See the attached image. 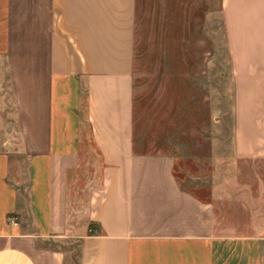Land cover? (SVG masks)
<instances>
[{
    "label": "crops",
    "instance_id": "obj_1",
    "mask_svg": "<svg viewBox=\"0 0 264 264\" xmlns=\"http://www.w3.org/2000/svg\"><path fill=\"white\" fill-rule=\"evenodd\" d=\"M221 15L233 159L264 163V0ZM134 39L135 0H0V264H264L262 180L225 212L135 147Z\"/></svg>",
    "mask_w": 264,
    "mask_h": 264
},
{
    "label": "rangeland",
    "instance_id": "obj_2",
    "mask_svg": "<svg viewBox=\"0 0 264 264\" xmlns=\"http://www.w3.org/2000/svg\"><path fill=\"white\" fill-rule=\"evenodd\" d=\"M133 84L138 150L173 155L182 186L204 200L218 183L225 212L228 185L258 196L264 163L233 159V76L221 0H135ZM79 244H61L66 264H78Z\"/></svg>",
    "mask_w": 264,
    "mask_h": 264
},
{
    "label": "trees",
    "instance_id": "obj_3",
    "mask_svg": "<svg viewBox=\"0 0 264 264\" xmlns=\"http://www.w3.org/2000/svg\"><path fill=\"white\" fill-rule=\"evenodd\" d=\"M93 230V229H92ZM92 230H91V232H92Z\"/></svg>",
    "mask_w": 264,
    "mask_h": 264
}]
</instances>
